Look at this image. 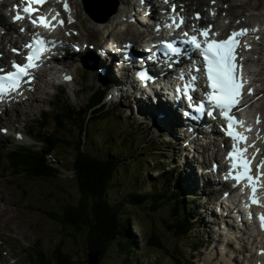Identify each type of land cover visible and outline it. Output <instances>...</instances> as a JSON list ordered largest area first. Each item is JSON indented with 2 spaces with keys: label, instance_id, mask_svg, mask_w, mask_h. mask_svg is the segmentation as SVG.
I'll list each match as a JSON object with an SVG mask.
<instances>
[{
  "label": "rangeland",
  "instance_id": "1",
  "mask_svg": "<svg viewBox=\"0 0 264 264\" xmlns=\"http://www.w3.org/2000/svg\"><path fill=\"white\" fill-rule=\"evenodd\" d=\"M209 0H203V4L208 5ZM244 0H232V2H243ZM260 4V6H259ZM264 0H246L243 4V8L247 6H254L256 9L264 8ZM227 4H223L226 6ZM235 10V12H239ZM245 11V15L255 22L256 20H264L263 13L261 11H254L252 7H248ZM239 19V18H238ZM87 22L83 21L85 25ZM85 34L82 33V37ZM103 38H99L100 43H102ZM90 54H94L90 52ZM75 57V56H73ZM261 66V73L256 77L264 76V64L248 65L253 71H256ZM94 78H98V69L93 68ZM93 72H91L93 74ZM90 73V74H91ZM90 78L83 83V89L80 93L77 92L78 86H76L73 81L66 89L61 93L62 98L68 100L65 103L74 102L75 105H83L86 103L88 97L91 96L96 84H100L98 81L96 83L90 82ZM258 85L264 87V82L259 80ZM72 90L74 94H72ZM51 92V91H49ZM122 92L121 90L118 91ZM50 95H46L42 100H34L30 102L28 110L21 112L16 116L17 123H12V126H17L21 129L22 123L25 122L30 125L35 131L38 130L39 126L36 122L31 120L33 117L40 115V111L47 107L46 100L50 99ZM131 97L127 99H122L121 108L117 109L111 108V103L108 97H104L103 101L108 104L109 115L106 116L102 121L99 120L94 122L93 119L89 121V126L83 128L82 132L87 137H82L85 141L84 148L94 153L104 154L105 149H112L120 153H124L126 157L123 161L113 180L109 183L107 190V198L111 203H119L120 210L122 211V218L131 216L130 230L134 235V238L130 241L136 243L134 245V250L124 254L120 247V240L125 241L126 236L119 235V238H112L108 242L104 251H97L94 255L88 254L83 262L81 251L83 254L89 252V248H84L85 242L80 234L75 235L73 228H68L64 232V240L68 245H75L78 248L80 260H77V264H207V261L213 258L210 264H226V261L232 259V262L245 263L248 264L247 254L240 251L239 248L243 247V240H237L233 242V247H225L221 242L216 246L214 243L217 239L223 238L217 232H212L211 228L203 227L199 222L195 224L196 228L191 234L186 237H174L170 232L163 227L161 220L166 217L165 213L167 211L168 204L160 200L162 203L161 209L155 210L152 208V204L146 200L141 202L139 205L131 204L125 202L126 193L138 192V193H150L151 190L156 191L160 184H164L162 179H158L157 172L161 169L169 170L167 174L169 177L174 178L177 172L181 169L183 162H194L189 159L187 153L182 150H178L177 159H175L174 154L175 149L170 145H167L166 136L161 137L159 135H154L153 130L143 132V127H138L139 124H144L141 118L137 115V107L131 101ZM41 103V105H40ZM40 105V106H39ZM38 107V108H37ZM134 109V110H133ZM253 109H260L264 112V97L256 102ZM23 110H25L23 108ZM61 112V111H60ZM64 118L67 117V112H61ZM12 115L15 113L11 112ZM10 114V116H11ZM137 116V119L135 118ZM13 119V118H12ZM95 120V119H94ZM66 124V125H65ZM65 127L69 129L70 133H76L77 124L68 120L65 122ZM53 126H49L51 128ZM54 129V127H53ZM129 129V131L127 130ZM122 131V132H121ZM68 132L63 130L60 135L61 137H66ZM26 138V136L24 135ZM125 137V138H124ZM27 139V138H26ZM125 140L124 142L122 140ZM58 145L55 146V149ZM57 163L55 166H59L60 171L54 177L55 180L43 181L39 180L35 186V181H29L28 188L26 190L23 176L16 179V185L13 186L10 181H8L9 169H6V160L2 162V167H0V247L7 249L11 243L18 242L23 246L28 245L31 247L36 240L41 241V248L49 253L55 245V242L59 240V226L50 221L44 213L36 209L40 203L41 208L43 206V195L45 197L58 199L59 203L70 202V204L76 205L77 196H79L78 188L74 183V173L72 171L71 155L66 154V158L60 156V152L56 150L54 152ZM186 158V159H185ZM62 159V160H61ZM198 159H201L199 156ZM174 164H171V162ZM208 166V159L205 160ZM156 168H160L156 170ZM193 183L199 192L201 186V179L198 185L196 184V177L199 178V174L195 172ZM169 188L168 184H164L162 191L166 192ZM26 190L24 195L23 190ZM40 189H43L42 194ZM207 196L201 195V199L196 201V204H203L204 202L210 201ZM120 201L122 203H120ZM211 209V208H210ZM60 210V209H59ZM198 213L204 215L208 214L207 211L202 209L196 210ZM198 217V215H196ZM154 220V224L152 223ZM161 223V225H160ZM113 226H111L112 228ZM155 231L158 233L159 238L166 249H154L148 248L144 243V236L146 231ZM227 235L234 237L232 230H226ZM114 233V232H112ZM210 233V234H209ZM149 234V233H148ZM203 235V239L208 242H201L200 248L196 251L189 252L191 244H193V239L198 236ZM2 243V244H1ZM236 248V249H235ZM200 249V250H199ZM199 250V251H198ZM236 250V251H235ZM198 252V253H197ZM94 253V252H93ZM194 256V258H193ZM87 258V260H86ZM74 260H76L74 258ZM0 264H4L0 259Z\"/></svg>",
  "mask_w": 264,
  "mask_h": 264
},
{
  "label": "trees",
  "instance_id": "2",
  "mask_svg": "<svg viewBox=\"0 0 264 264\" xmlns=\"http://www.w3.org/2000/svg\"><path fill=\"white\" fill-rule=\"evenodd\" d=\"M66 108V107H65ZM72 106H67V117L64 118L61 112L55 111L53 117L47 116V122L42 124V128L48 127L47 123L54 121V131L47 129V134L40 133L41 137L53 136L51 139V148L57 138L58 148L60 156L66 158V154L71 155L72 171L74 173V183L78 188L79 196H77L76 205L70 204V202L59 203L58 199L45 197L43 195V206L40 205L36 208L41 210L44 215L59 226V240L55 242L54 248L50 253H46L41 248V241L37 240L39 248L34 254L35 264H77V260H80L78 248L75 245H68L64 240V232L68 228H73L76 234H80L85 242L84 248L90 251L85 252L90 255L95 254L97 251H104L108 242L113 238L122 235L126 236L125 241L120 240V247L126 255L128 252L134 250V245L137 244L130 240L134 238L130 230L131 216L122 218V211L120 210L119 203H111L107 198V190L109 183L113 180L114 175L122 164V161L126 158L124 153L114 151L112 149H105L104 154H98L85 150L82 137L85 136L82 132L85 125L82 123V111H79ZM74 109V110H73ZM68 120L77 124L76 133H70L69 129L65 127V122ZM65 124V125H64ZM143 124H140L141 128ZM52 127V129H53ZM66 130L68 134L66 137H61L60 133ZM43 153H32L31 157L25 155H17L16 158H12V164L14 165V171H24L23 179L25 188L27 190L29 181H35V186L39 180L52 181L55 180L56 174L59 173V166H55V163H48ZM62 160V159H61ZM25 189L23 190L26 195ZM43 189H40L42 194ZM126 193L125 202L139 205L146 200L149 204H152V208L159 209L162 202L158 198L160 196L157 193ZM120 203H122L120 201ZM60 209V210H59ZM166 217L161 220L165 229L170 232L174 237H184L190 233V220L180 216L177 212H173L170 215L165 214ZM154 220L152 223L154 224ZM161 225V223H160ZM111 226H113L111 228ZM114 232V233H112ZM146 236V242L148 245L158 246L159 249L164 250L166 247L160 244V238L158 233L149 231ZM112 239V240H113ZM94 252V253H93ZM83 262L84 255L81 251ZM86 257V255H85ZM74 258L76 260H74ZM87 260V258H86ZM87 263L90 264L87 260ZM133 264V263H132Z\"/></svg>",
  "mask_w": 264,
  "mask_h": 264
},
{
  "label": "snow or ice",
  "instance_id": "3",
  "mask_svg": "<svg viewBox=\"0 0 264 264\" xmlns=\"http://www.w3.org/2000/svg\"><path fill=\"white\" fill-rule=\"evenodd\" d=\"M22 3L28 5V7L23 8V11L28 13L31 18L33 13L39 11L38 8H33L31 5H43L46 3V0H22ZM213 3H215V0H213ZM175 8L176 6L173 5V11H175ZM64 9L65 11H68L66 0L64 3ZM210 14L213 16L215 15L214 12ZM195 18L197 20L201 19L199 13L195 14ZM14 19L22 20L24 17L17 15ZM52 19L56 20V17L54 16ZM30 22L33 26H36L37 23H39L40 26L45 28L54 29L56 26L44 16H36L35 18L30 19ZM72 22V18L69 17L68 23ZM182 22L183 20L181 19V23ZM57 23L60 26H63L64 21L59 20ZM173 23L175 24V21H173ZM237 23H239V21H237ZM176 26L178 27L179 25ZM212 27V25L199 29L195 26L193 27V31H198L199 36L203 38L202 41L201 39H198L197 35H189L187 32L184 33V36L187 38V42L199 51V55L203 60L202 71L207 82L206 87L209 89V91L204 93V99L212 105L213 109H219L220 117L226 121L224 126L225 135L234 141L231 149L225 157V159L231 160L229 171L225 176V179L231 177L236 181V184H239L242 180H246L248 182V187L251 188L253 194L249 199L253 204H258L259 201L255 197L257 191L255 185L259 181L260 175H262L259 171L261 165H257V174L253 176L250 167L251 161L244 155L247 149L238 147L241 142L247 141V137L236 130V126H242L243 121L232 113V109L234 108L243 111V108L240 107L244 92L242 74L243 64L241 63L243 61V56L240 54V50L241 48L249 50L251 46L240 38L246 35L250 30L247 28H241L231 32L225 39H213V37L218 36L219 33L212 31ZM21 31H24V29H21ZM251 31H256V29H252ZM44 43L48 42L44 41L42 38H36L31 43L25 44L24 47L27 49H33L34 45H42ZM162 46L172 48V45L166 42H162ZM125 47L129 46L126 45ZM12 51L16 53L18 50L13 49ZM35 58L38 57H35L34 52L30 51L28 55L25 56V63L20 64L15 61L12 62V71H5V69L0 68V73H2L0 74V99H4L6 95L5 82H7L8 91H16L20 87L21 79L31 75L29 69L39 66L38 64H34L33 61ZM195 70L197 72L201 71L200 68H196ZM65 79L71 78L65 77ZM181 79H183V77H181ZM191 80L193 84L186 85L183 89L185 95L188 94L189 88L194 87V82L197 80V76L193 75ZM27 82L30 83L31 81L28 80ZM178 91L180 90L178 89ZM247 92L249 95L253 94L252 89L250 88L247 89ZM188 99L191 100L192 97L189 95ZM196 107L198 111H202L205 105L201 103ZM244 107H247V105H244ZM207 114L212 116L213 112L209 111ZM257 123H260L259 117H257ZM0 131H6V129H0ZM262 164H264V161H262ZM260 220L261 228L264 229V215L260 216Z\"/></svg>",
  "mask_w": 264,
  "mask_h": 264
},
{
  "label": "bare ground",
  "instance_id": "4",
  "mask_svg": "<svg viewBox=\"0 0 264 264\" xmlns=\"http://www.w3.org/2000/svg\"><path fill=\"white\" fill-rule=\"evenodd\" d=\"M107 1H109L111 4V0H107ZM121 3H123V0H121ZM108 5H109V3L106 2L102 6L97 5V7L100 9V11H105V10L109 9V8H106ZM235 6H237L235 3H231L229 5V14H233ZM259 6H260V4H259ZM117 48H118V44L113 40L102 39V43H100L99 39H96L93 42V49L86 51L85 56L94 60L96 63L101 62L102 59L108 57L109 60L105 64L109 68H112L115 66L114 60L112 57L117 55L121 58V55L118 54ZM97 49H101V51H97ZM90 52H93L94 54L92 55V54H90ZM72 94L75 95L73 90H72ZM122 98L123 97L121 96L120 99H122ZM134 104L137 107V115L139 116V118L142 119L143 118L142 112L140 111L137 103L134 102ZM148 105H149V116H150L149 119H150V123L154 127L155 134L160 135V133H167L168 135H171L172 131L175 128L172 125H176L180 121L179 114L174 112L173 109H171L169 106H167L163 102H156V100H153V99L149 100ZM138 124L140 125L139 122H138ZM139 125H138V127H139ZM180 126H181L180 128L184 127V125H180ZM167 145L171 146V144L169 142H167ZM214 226L220 228L218 226V223H215ZM230 264H239V263L231 262Z\"/></svg>",
  "mask_w": 264,
  "mask_h": 264
},
{
  "label": "water",
  "instance_id": "5",
  "mask_svg": "<svg viewBox=\"0 0 264 264\" xmlns=\"http://www.w3.org/2000/svg\"><path fill=\"white\" fill-rule=\"evenodd\" d=\"M85 255L87 256L88 255V253H85ZM92 255H94V254H92ZM88 257V256H87ZM88 259H89V257H88ZM89 262H90V260H89ZM97 262H95V264H96Z\"/></svg>",
  "mask_w": 264,
  "mask_h": 264
}]
</instances>
